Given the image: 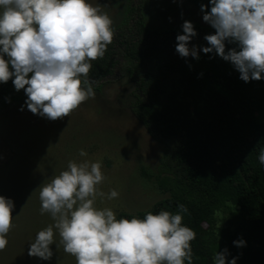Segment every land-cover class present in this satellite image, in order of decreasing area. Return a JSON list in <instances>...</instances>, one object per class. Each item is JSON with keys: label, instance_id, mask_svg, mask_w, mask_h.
Returning <instances> with one entry per match:
<instances>
[{"label": "clouds", "instance_id": "9594fccd", "mask_svg": "<svg viewBox=\"0 0 264 264\" xmlns=\"http://www.w3.org/2000/svg\"><path fill=\"white\" fill-rule=\"evenodd\" d=\"M199 7L202 21L214 29L203 37L207 46L199 52L230 63L244 83L264 80V0H208ZM181 33L175 36V53L199 60L197 46L189 47L197 36L193 24L184 21ZM113 38L111 18L88 0H0V84L11 80L15 91L23 90L21 111L26 107L49 121L69 117L94 97L88 78L92 61L104 56ZM226 43L235 47L226 51ZM258 162L264 168V149ZM104 179L100 162L70 160L39 187L40 214H48L52 223L27 244L29 257L50 261L55 245L75 264H192L195 233L182 223L184 205L175 213L117 218L111 208L96 206L98 197L119 195L99 190ZM13 209V201L0 196V251L14 227ZM232 243L246 246L243 238ZM228 256L227 248L216 251L214 264H237L238 257Z\"/></svg>", "mask_w": 264, "mask_h": 264}, {"label": "trees", "instance_id": "16d2710c", "mask_svg": "<svg viewBox=\"0 0 264 264\" xmlns=\"http://www.w3.org/2000/svg\"><path fill=\"white\" fill-rule=\"evenodd\" d=\"M187 1L199 11L208 4ZM123 7L113 41L92 61L88 78L97 93L118 77L133 85V115L164 146L155 170L142 167L141 174L166 198L150 210L117 218L175 213L182 204L188 209L182 223L195 233L192 264H214V254L224 248L229 259L238 257L237 264H264V168L258 162L264 149V80L244 83L230 63L199 52L214 29L194 26L197 36L189 47L196 45L200 58L185 60L175 53L181 29L151 27L135 0H124ZM232 47L226 43V51ZM25 99L11 80L0 84V114ZM238 238L245 247L233 245ZM24 252L10 256L12 264H59Z\"/></svg>", "mask_w": 264, "mask_h": 264}, {"label": "rangeland", "instance_id": "374dc122", "mask_svg": "<svg viewBox=\"0 0 264 264\" xmlns=\"http://www.w3.org/2000/svg\"><path fill=\"white\" fill-rule=\"evenodd\" d=\"M99 4L112 20L121 22L124 0H88ZM143 6L148 24L157 29H181L184 21L211 28L202 13L187 0H135ZM134 87L126 78H117L102 92H94L69 117L49 121L33 115L26 107L14 106L0 114V196L14 203V219L7 234L8 244L0 251V264H12L10 256L24 249L40 229L52 223L40 214L39 187L65 170L68 161L100 162L105 177L98 186L107 194L116 190L113 200L97 198L96 206L119 213L137 214L153 208L166 196L152 181L143 178L141 168L155 170L164 146L150 136L130 109ZM87 153L79 156V151ZM221 225V224H220ZM59 244V237L54 238ZM53 260L75 264L62 246H51Z\"/></svg>", "mask_w": 264, "mask_h": 264}]
</instances>
